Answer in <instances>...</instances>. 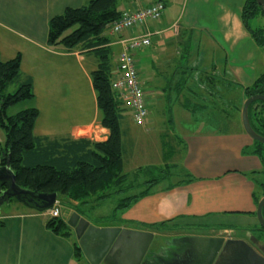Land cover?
Wrapping results in <instances>:
<instances>
[{
    "label": "crops",
    "instance_id": "crops-1",
    "mask_svg": "<svg viewBox=\"0 0 264 264\" xmlns=\"http://www.w3.org/2000/svg\"><path fill=\"white\" fill-rule=\"evenodd\" d=\"M87 1L0 0V59L9 61L20 56V71L31 79L34 97L16 108H37L32 130L38 137L107 139L108 129L100 125L91 82L96 59L89 52L64 51L47 43L49 20L64 9L85 5ZM118 1L117 11L122 13L156 0ZM159 1L164 4L159 19L147 20L117 35L108 29L104 35L110 39L113 77L117 75V56L122 52L123 38L148 34L150 41L147 47L134 53L148 117L142 125H135L126 110L122 124L123 171L130 176L139 167L174 166L168 176L180 179L172 182L162 179L148 194L115 212L116 219L110 223L95 224V221L113 213L123 197L138 192L130 189L106 198H116L115 207L107 215L92 216L96 206L106 200L83 205L84 213L79 215L104 228L142 231L149 230L145 226L170 220L169 223H188L198 229L220 232L225 229L222 235L215 236H224V240L248 239L255 244L259 238L247 230L244 236L232 235L233 227L237 226L234 220L256 219L255 208L263 197V191L258 195L256 189L262 183L258 182V175L264 173L263 149L255 150V143L243 131L240 118L239 122L235 117L231 119L246 99L244 89L264 72V51L252 39L241 18L245 0ZM145 61L150 68L148 73L140 68ZM219 92H227L228 97L236 93L238 107L227 113L220 103L223 96ZM159 106H166L170 140L159 138L151 144L138 136L143 137L154 122L150 108ZM228 123L235 128H227ZM3 141L4 131L0 129V144ZM139 157L154 160L134 164ZM73 211L62 208L60 217L65 220ZM47 219L46 213L24 206L14 205L13 211L4 214L0 211V264H91L82 251L84 260L76 259L77 239L49 230ZM192 237L195 236L182 237L185 241L179 236L170 238L182 242H169L170 245H165L166 256L157 252L152 262L187 264L202 247ZM97 264L104 263L101 260Z\"/></svg>",
    "mask_w": 264,
    "mask_h": 264
},
{
    "label": "trees",
    "instance_id": "trees-1",
    "mask_svg": "<svg viewBox=\"0 0 264 264\" xmlns=\"http://www.w3.org/2000/svg\"><path fill=\"white\" fill-rule=\"evenodd\" d=\"M118 2L88 0L85 5L64 9V12L53 16L48 22L47 43L50 47L64 51L79 49L85 54L91 53L96 59L91 82L96 93L100 125L108 129L106 140L34 135L32 129L38 113L37 108L28 106L13 111L22 102L33 100L31 79L21 73L19 55L9 61L0 59V129L4 131V141L0 144V165H9L19 187L47 194L56 193L62 208L74 210L80 215L84 213L81 208L83 205L104 201L117 193L125 194L134 186V181L141 172L151 174L154 171V166L139 167L130 180L129 175L123 171L122 124L127 109L120 106L111 90L114 63L108 45L110 39L104 35L110 23L121 15L117 11ZM242 7L241 18L244 26L256 44L263 49L264 29L261 24L255 23L259 15L264 17L262 9L254 0H245ZM250 20L254 23L250 24ZM244 94L245 98L253 94L264 95V72L244 89ZM248 109L252 129L263 137L264 102L254 101ZM253 143L256 151L264 149V143L255 140ZM163 158L167 160L166 153ZM167 168L159 170V178L145 180L146 185L137 194L123 197L113 213L96 219L95 224H107L115 220V212L129 207L130 203L148 194L152 186L160 183L169 174ZM260 188L264 195V181ZM10 201L16 202V199ZM262 211L264 216V207ZM169 221L145 228L156 232ZM46 227L57 235L73 236V231L62 216L47 219ZM259 230L264 234L260 227ZM74 253L78 261L84 260L75 240Z\"/></svg>",
    "mask_w": 264,
    "mask_h": 264
},
{
    "label": "water",
    "instance_id": "water-1",
    "mask_svg": "<svg viewBox=\"0 0 264 264\" xmlns=\"http://www.w3.org/2000/svg\"><path fill=\"white\" fill-rule=\"evenodd\" d=\"M254 1L264 12V0ZM254 101L264 102V95L253 94L244 100L240 121L243 131L249 138L263 144L264 136H260L252 129L248 119V108ZM57 198L56 193L47 194L19 187L9 165L7 163L0 165V207L11 199H16L25 208L45 212L54 205ZM263 207L264 196L259 199L255 208L256 220L264 232ZM65 220L74 231L78 247L91 264H97L101 260L104 264L146 263L154 231L94 226L75 211ZM192 240L200 242L202 247L194 258H189L187 264H264V246L259 244L260 241L257 239L255 244L242 239L224 240L223 237L211 236L192 237ZM182 264H186V261Z\"/></svg>",
    "mask_w": 264,
    "mask_h": 264
},
{
    "label": "rangeland",
    "instance_id": "rangeland-1",
    "mask_svg": "<svg viewBox=\"0 0 264 264\" xmlns=\"http://www.w3.org/2000/svg\"><path fill=\"white\" fill-rule=\"evenodd\" d=\"M255 22H256V24H258V23L261 24L262 29H264V17L262 15H259ZM249 23L251 24L252 20H250ZM146 62L147 61H145L144 64L142 65V67H140L141 69H143V73L144 72L148 73L150 70V68L147 65L148 62L147 63ZM145 63H146V66H144ZM137 66H138V63H137ZM219 94H220V96H223V98H221L222 102H220V103L222 104V107H224V110L227 113H231L232 111H234L235 107H238V104H240L239 98H237L236 93H233V96H231V97L227 96V92H219ZM210 103H212V102H210ZM241 106H242V104H241ZM241 106L239 105V108H236V110H238V111L233 113V116L231 119H233L235 117V121H238V119L240 118ZM16 107H18V106H16ZM18 109L14 108L13 111H16ZM150 109H151L150 113L154 119V122L149 124V127H148L149 130H148V132H146V134H144L143 137L142 136H138V137H140L141 139H145L148 142L150 141V143L153 144V143L158 142L159 138H161V139L167 138L168 139L169 136L167 135V132H168L167 130H170V128H169L170 126L167 124V121H166V117H168V115H166L167 114L166 113V106L153 107ZM161 118H162V120H161ZM231 119H230V121H232ZM226 127L227 128H235L233 126V124L230 125L229 123L227 124ZM137 128H140V127H137ZM168 140H170V139H168ZM151 149L153 150V146ZM261 154H262V158H263V162H264V149L262 150ZM153 160H154L153 157H150L149 159L139 157L138 160L135 161L134 164L144 163V162H148V161L150 162ZM162 168H163V166L162 167L154 166V168L152 169L154 171L151 172V174H150V172H145V171L141 172V174H139V176H138L139 178H136V181H134L135 184L131 188L132 192H139L146 185V184H144L145 180H151V178H159V176H160L159 170ZM168 170H169L168 173L170 174L171 171L175 170V167L173 166V168H172L170 166L168 168ZM131 176L132 175L129 176L128 180L131 179ZM258 176H259V178L256 176L259 179L258 182H263L264 181V173L260 174ZM177 179H180V177H178V176L172 177V176H168V175L165 177V181H171L172 182V181L177 180ZM256 189H257V194L261 195L263 189L262 188L261 189L256 188ZM115 199H116L115 197H111L110 199L106 200V202H103L100 205L96 206L95 210L92 212V214H93L92 216L95 217V216H99V215L109 214L113 210V208L115 207L114 206L115 205ZM14 205H16L17 207L23 206L22 204H19L17 202L14 203L13 201H10L8 203H4L3 205H1L0 211L2 212V214H4L5 212L13 211ZM50 210L51 209H49V211H45L43 213H49ZM234 223H236L237 226L233 227L234 230H233L232 235H235L237 237L238 236H244L243 234L247 230L248 234H252L256 238H259L258 239L260 241L259 244L264 246V234H262L261 231L259 230L260 225L256 219L254 221L250 222L249 220L244 218V219H241L239 221L234 220ZM223 230H225V229H221L222 232L216 231V230L211 229V228H210V230L207 228H201V227H199V229H198V228H193L188 223L187 224L179 223V222L167 223L166 225L163 226L162 229L156 231V236L153 237V242L149 247L148 254L146 255V259H145L146 263L145 264H151V262L155 258L154 255L157 252H159V253L163 252L161 250V248L164 249L165 245H170V243H169L170 238L172 239L173 237H176V236H183V235H187V234H191V233L199 234L201 232H205L207 234L222 235L223 232H225ZM71 231H72V229H71ZM226 232H228L227 229H226ZM73 236L75 237L74 231H73ZM75 241L77 242V240H75ZM83 264H85V263H83Z\"/></svg>",
    "mask_w": 264,
    "mask_h": 264
},
{
    "label": "built area",
    "instance_id": "built-area-1",
    "mask_svg": "<svg viewBox=\"0 0 264 264\" xmlns=\"http://www.w3.org/2000/svg\"><path fill=\"white\" fill-rule=\"evenodd\" d=\"M163 9L164 4L156 0L148 6H143V8L123 12L118 19L110 23L109 31L117 35L124 30H131L141 26L147 20L159 19L164 12ZM149 42L148 34L122 39L123 49L117 56V75L112 78L110 85L120 106L130 112L135 125H141L145 122L148 117V111L144 91L142 90V81L137 68V58L134 53L147 47ZM49 209H51L50 212L46 213L48 219L61 215L62 208L59 201H56Z\"/></svg>",
    "mask_w": 264,
    "mask_h": 264
},
{
    "label": "flooded vegetation",
    "instance_id": "flooded-vegetation-1",
    "mask_svg": "<svg viewBox=\"0 0 264 264\" xmlns=\"http://www.w3.org/2000/svg\"><path fill=\"white\" fill-rule=\"evenodd\" d=\"M216 234H207V233H205V232H201V233H199V234H195V233H191V234H187V235H183V236H179V238L183 241L184 239L182 238V237H188V236H195V237H199V236H203V237H216L215 236ZM218 237V236H217ZM223 238H224V236H222ZM221 237V238H222ZM179 239V240H180ZM177 241V240H172V241H170V242H172L173 244H176V243H181L182 241ZM246 240V239H245ZM185 241V240H184ZM246 241H248V239L246 240ZM249 243H253V242H250V241H248ZM166 248L167 247H165L164 249H162L161 248V250L163 251L162 253H163V256H166V254L168 253L167 251H166ZM156 255V254H155ZM155 255H154V257H155ZM160 256V255H159ZM151 264H158V261H154V262H151Z\"/></svg>",
    "mask_w": 264,
    "mask_h": 264
},
{
    "label": "bare ground",
    "instance_id": "bare-ground-1",
    "mask_svg": "<svg viewBox=\"0 0 264 264\" xmlns=\"http://www.w3.org/2000/svg\"><path fill=\"white\" fill-rule=\"evenodd\" d=\"M260 7H261V6H260ZM261 9H262V8H261ZM262 12H263V9H262ZM122 13H123V12H122ZM263 14H264V12H263ZM114 21H115V20H114ZM114 21H112V22H114ZM145 35H147V34H145ZM116 66H117V65H116ZM143 123H144V122H143ZM143 123H142V124H143ZM142 124H141V125H142ZM263 196H264V195H263ZM57 199H58V198H57ZM56 201H58V200H56ZM56 201H55V202H56ZM47 211H49V210H47Z\"/></svg>",
    "mask_w": 264,
    "mask_h": 264
}]
</instances>
